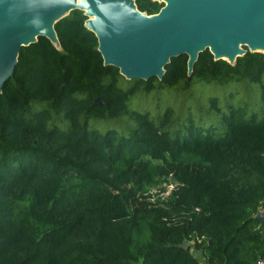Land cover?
<instances>
[{"label":"trees","instance_id":"16d2710c","mask_svg":"<svg viewBox=\"0 0 264 264\" xmlns=\"http://www.w3.org/2000/svg\"><path fill=\"white\" fill-rule=\"evenodd\" d=\"M86 19L75 9L55 24L60 48L46 36L23 46L0 93V264L264 258V53L231 64L206 49L191 75L181 54L162 79L130 80L104 64ZM199 82L257 83L261 100L238 104V85L223 97Z\"/></svg>","mask_w":264,"mask_h":264},{"label":"water","instance_id":"95a60500","mask_svg":"<svg viewBox=\"0 0 264 264\" xmlns=\"http://www.w3.org/2000/svg\"><path fill=\"white\" fill-rule=\"evenodd\" d=\"M154 1L164 5L148 14L136 0H0V93L23 46L46 36L61 47L55 24L75 9L87 16L104 64L130 80L162 79L171 58L181 54L188 55L191 75L206 49L231 64L248 51L264 53V0ZM256 218L264 223V212Z\"/></svg>","mask_w":264,"mask_h":264},{"label":"rangeland","instance_id":"374dc122","mask_svg":"<svg viewBox=\"0 0 264 264\" xmlns=\"http://www.w3.org/2000/svg\"><path fill=\"white\" fill-rule=\"evenodd\" d=\"M244 84H246L245 82H235V83H231V84H229V85H226V86H219V85H208V84H206V83H202V82H199V85H198V89H200V91L201 92H203L204 91V93L205 92H209L211 89L210 88H213V87H210V86H214V88H218L220 91H221V94L223 95V97L228 93V90H230V88L232 87V86H234V85H238V90H239V92L236 94V95H233L231 98H232V100L231 101H235V102H237L238 104L240 103V102H242V100L243 101H249V100H256L257 98L259 99V100H261V97H260V92H259V90H258V92H255L254 90L255 89H259V84H257V83H249V85L251 86V87H243V86H241V85H244ZM193 88V87H192ZM194 93L192 94V95H194V96H196V97H198L197 96V93L199 92V90H197V89H195L194 88ZM231 92V91H230ZM239 93H241V94H239ZM201 94H203V93H201ZM239 94V95H238ZM164 95H166V94H162V96L164 97ZM173 95V97H174V100H175V104L177 105V106H179V107H182V100H178V99H176L175 98V96H174V94H172ZM190 96H191V94H190ZM189 96V97H190ZM136 97H138V96H136ZM188 97V98H189ZM189 103H192V106L193 107H196L197 106V102L195 101V100H189ZM161 108H163L162 106H161V104H160V108H159V111L156 113V114H158L159 112H160V109ZM130 110H135L133 107H132V105H131V107H130ZM124 117H126V116H124ZM125 121H127L126 119H124V120H118V122H117V120L116 119H112V121H110V126L108 127V128H115V129H117L119 132H121V133H125V132H127V128H122V127H120V126H118L117 125V123L118 124H122L123 122H125Z\"/></svg>","mask_w":264,"mask_h":264},{"label":"built area","instance_id":"2783aa9c","mask_svg":"<svg viewBox=\"0 0 264 264\" xmlns=\"http://www.w3.org/2000/svg\"><path fill=\"white\" fill-rule=\"evenodd\" d=\"M173 188H174V184L170 183V184H168V187H167V189H166L165 191H156V192L154 191V192H153V196H151V199H152V200L155 199V197H156L155 194H157V192H160V195H161L162 197H166V196L169 195V192H170ZM192 242H193V241H191L190 243H192ZM255 264H264V258L262 257V258L258 259V260L256 261Z\"/></svg>","mask_w":264,"mask_h":264},{"label":"crops","instance_id":"0c3cea01","mask_svg":"<svg viewBox=\"0 0 264 264\" xmlns=\"http://www.w3.org/2000/svg\"><path fill=\"white\" fill-rule=\"evenodd\" d=\"M191 251H192V252H195L196 250H194V248H193V247H191ZM202 260H203V259H202Z\"/></svg>","mask_w":264,"mask_h":264}]
</instances>
